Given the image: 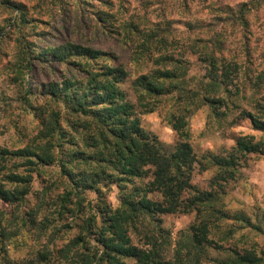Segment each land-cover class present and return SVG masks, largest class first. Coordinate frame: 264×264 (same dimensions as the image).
Returning a JSON list of instances; mask_svg holds the SVG:
<instances>
[{
  "label": "trees",
  "instance_id": "1",
  "mask_svg": "<svg viewBox=\"0 0 264 264\" xmlns=\"http://www.w3.org/2000/svg\"><path fill=\"white\" fill-rule=\"evenodd\" d=\"M176 1L186 16L183 20L173 18L175 9L166 13L171 3L167 0L158 18L151 17V2L142 13L125 6L118 10L114 0L101 1L108 10L94 9L105 33L131 46L134 78L123 65L116 66L115 56L94 48L67 44L53 50L57 61L80 76L71 74L59 91L46 84L42 87L47 91L30 88L25 104L32 114V134L22 147L0 148L3 169L12 163L15 171L22 168L26 173L12 172L8 182L0 179V199L12 208L0 219V264L264 263L258 244L238 237L241 230L264 233L263 225H255L242 212L218 208V191L233 180L247 156L264 153V140L240 134L233 147L220 154L209 151L201 160L184 143L191 117L203 109L208 124L223 129L248 120L264 133V61L257 62L255 56L259 53L264 60V19L259 20L264 18V0ZM196 2L203 4L205 14H193ZM143 64L148 70L141 73ZM129 81L133 99L123 88ZM36 91L51 95L53 108L39 103ZM167 101L172 106L166 119L183 141L174 154L163 149L138 117ZM200 161L217 169L212 190L192 183ZM52 166H59L64 178L52 189L63 187V192L51 196V188L45 187L35 193L38 202L24 218L20 209L32 194V174L42 175ZM114 185L119 189L118 207L107 197ZM87 193L98 199L87 203ZM55 197H60L55 211L59 219L66 213L76 219L74 224L69 219L65 227L74 230L57 247L52 243L61 228L50 212ZM179 213H196V219L173 243L158 217ZM137 232L139 242L133 238ZM19 237L18 246L33 241L31 258L10 255L9 247Z\"/></svg>",
  "mask_w": 264,
  "mask_h": 264
},
{
  "label": "rangeland",
  "instance_id": "2",
  "mask_svg": "<svg viewBox=\"0 0 264 264\" xmlns=\"http://www.w3.org/2000/svg\"><path fill=\"white\" fill-rule=\"evenodd\" d=\"M101 1L105 0H0V148L13 150L22 147L26 142L25 137L32 134V114H29L30 110L25 104L26 98L29 97L27 91L30 88L35 90L36 87L41 86L40 90L47 91L48 89L42 87L43 84H46V86L52 85L56 91H59L64 87L65 82L69 80L71 74L77 77L80 76L79 71L76 69H70L65 63L57 61L53 54L54 49L67 44L94 48L106 55L115 56L117 58L116 66L123 65L130 76L134 78L136 67L135 64L130 62L131 46L125 41L120 42L116 35L105 33L103 23L96 19L94 9L108 10ZM163 1L114 0V4L118 10L121 9V6H125L142 13L143 8H151L146 4L151 2L155 4L152 8L155 13L151 17L158 18ZM167 1H171L170 5H167V14L175 9L173 18L178 20L186 18L182 15L180 8L178 9L174 5L180 6L179 2L176 0ZM227 1H230L231 4H237L245 0H225V2ZM143 5L145 6L143 7ZM192 8L194 15L198 12L199 16L205 14V11H201L203 8L202 3L196 2V5L194 4ZM254 20L255 18H252L255 29L257 21ZM262 22L264 23V20ZM260 49L263 50V48ZM255 56L257 62L264 61L259 59V53ZM143 67L144 64L139 67L141 73L148 70V68L143 70ZM129 84L130 81L123 88L127 91L129 97L133 99ZM36 92L38 96L34 95V97L38 98L39 103L48 109L53 108L54 103L51 95L49 98L46 95H40V91ZM170 106L172 105L167 101L154 112L144 114L139 112L138 117L142 127L157 137L163 149L169 154H174L183 141L179 140L169 120L166 119ZM207 113V110L203 109L191 117L190 136L184 142L193 149V153L198 160H201L202 156L209 151L220 154L230 149L235 145L234 139L240 134H252L257 139L264 140V133L254 130L248 120H244L231 128L222 129L215 122L208 124ZM63 126L69 132L68 123L64 122ZM65 150L69 151V144L66 145ZM12 172L26 174L22 168L15 171V165L12 163L4 169L0 164V179L8 182L7 175L12 174ZM216 172V168L203 166L201 162L200 165H196L192 172L193 185L201 190H212L211 181ZM60 174L59 166L46 168L42 175H37V172L32 174L34 179L32 194L28 197V202H25V207L20 209V213H23L24 218L26 216L25 212L29 211L38 202V196L35 193L38 194L45 187L51 188V196L63 192V187L52 189V187L60 186L64 180ZM8 186L10 185L8 184ZM218 192L222 197L218 208L230 214H234L236 211L242 212L255 225L261 224L264 227V153L247 156L233 180L225 184L223 189ZM86 196L87 203L92 198L98 199L93 193H87ZM107 197L113 207L119 206L120 197L117 186L114 185L110 191H107ZM58 198L60 197H55L50 206L51 220L61 228V232L53 240V247L59 246L72 234L74 228L65 227L68 226L69 219L71 224L76 223V219L71 217L72 215L69 213L64 214L59 219L58 214L55 213L56 207L59 209L61 204ZM11 211L12 208L0 199V219L3 218L2 212L7 217V213ZM158 219L161 227L170 232L171 241L176 243L181 233L187 231L190 225L194 223L196 213L164 215L158 217ZM38 220L40 221L41 218L39 217ZM236 228H239V225H236ZM138 233L133 235L135 242H139L140 236ZM241 236L252 240L250 241L252 243H257L264 253V233L241 230L238 237ZM17 241H20V237L14 239L10 245V255L20 259L31 258L33 241L30 240V245L27 247L26 245L18 246ZM27 243H29V240H27ZM214 256L221 258L216 253Z\"/></svg>",
  "mask_w": 264,
  "mask_h": 264
}]
</instances>
